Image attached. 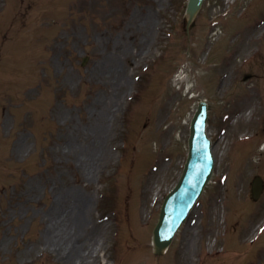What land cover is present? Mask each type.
I'll use <instances>...</instances> for the list:
<instances>
[{"label":"rangeland","instance_id":"374dc122","mask_svg":"<svg viewBox=\"0 0 264 264\" xmlns=\"http://www.w3.org/2000/svg\"><path fill=\"white\" fill-rule=\"evenodd\" d=\"M185 1L0 0V264H71V238L90 233L83 264H264V190L250 194L264 180V0H206L189 34ZM234 51L258 55L225 65ZM201 100L216 172L157 257L150 232ZM75 193L88 203L74 234Z\"/></svg>","mask_w":264,"mask_h":264},{"label":"water","instance_id":"95a60500","mask_svg":"<svg viewBox=\"0 0 264 264\" xmlns=\"http://www.w3.org/2000/svg\"><path fill=\"white\" fill-rule=\"evenodd\" d=\"M202 0H190L187 8L188 24L194 18ZM185 1V7H186ZM206 116L199 111L191 127L190 155L187 166L180 182L165 200L160 221L156 227L153 237L155 254H162L170 244L174 231L185 220L192 205L198 199L202 188L211 174L212 162L210 158L209 141L205 135L204 124ZM191 140L195 145L191 144ZM184 177V178H183ZM256 193V192H255ZM258 194L254 197L257 198Z\"/></svg>","mask_w":264,"mask_h":264},{"label":"bare ground","instance_id":"6f19581e","mask_svg":"<svg viewBox=\"0 0 264 264\" xmlns=\"http://www.w3.org/2000/svg\"><path fill=\"white\" fill-rule=\"evenodd\" d=\"M147 24V22H146ZM112 73V72H111ZM116 95L114 97L111 98L110 103L108 105V107L106 108V110H104L103 113V125L102 127L99 129V132L102 133L104 131H106V127L107 124L110 120V118L113 115V107H115V105L117 104V100H116ZM101 153L99 152V155ZM93 155L90 153L87 154L86 157H84V161L86 162V170L87 172H89L92 169L93 166ZM74 201L72 203V208H71V216H72V221L73 223L70 226V229L73 230L74 232L72 233H76V229H81L83 227L84 224V216L85 215V210L87 208V203H88V198L86 197V195H84L83 193H75L74 194ZM69 213V214H70ZM82 219V220H81ZM53 225V223H51ZM47 231H50L52 228H50V226L47 227ZM73 235L70 233V236ZM78 236V235H77ZM74 235V237H72V241L70 243V247L69 249L67 248V250H70L67 255L66 258H68V260H71L72 263L71 264H83V257H81V253H83L85 250L83 249V246H87L89 245V242H93V235L92 233H90V237H88V239H84L83 241H81L79 239V237H77ZM64 241V237H59L58 235L53 237L52 243L55 245L56 247H59L60 244H63ZM67 247H68V243H67ZM66 250V249H65ZM91 256V255H89ZM88 257V255H87ZM92 258V257H90Z\"/></svg>","mask_w":264,"mask_h":264},{"label":"snow or ice","instance_id":"6c2138e0","mask_svg":"<svg viewBox=\"0 0 264 264\" xmlns=\"http://www.w3.org/2000/svg\"><path fill=\"white\" fill-rule=\"evenodd\" d=\"M262 232H264V229H261Z\"/></svg>","mask_w":264,"mask_h":264}]
</instances>
